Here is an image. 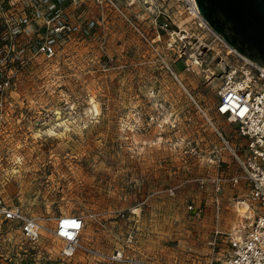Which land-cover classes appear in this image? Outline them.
Wrapping results in <instances>:
<instances>
[{
	"label": "rangeland",
	"instance_id": "1",
	"mask_svg": "<svg viewBox=\"0 0 264 264\" xmlns=\"http://www.w3.org/2000/svg\"><path fill=\"white\" fill-rule=\"evenodd\" d=\"M122 7L0 9V195L49 228L85 221L66 257L51 230L29 242L0 219V264H222L230 233L250 225L243 142L215 110V41L183 14L174 32Z\"/></svg>",
	"mask_w": 264,
	"mask_h": 264
},
{
	"label": "built area",
	"instance_id": "2",
	"mask_svg": "<svg viewBox=\"0 0 264 264\" xmlns=\"http://www.w3.org/2000/svg\"><path fill=\"white\" fill-rule=\"evenodd\" d=\"M6 0H0V9L4 8ZM74 3L86 0H70ZM114 6L120 12L128 7H144L153 14V21L160 29H181L177 22L178 15L189 17V23L197 31L215 41L217 45L221 71L220 83L217 89L215 110L235 124L241 145L242 154L234 149L239 160L243 175L249 184V191L241 204L252 220L245 230L230 233L229 249L222 264H264V67L258 65L231 46L217 33L201 16L196 0H94ZM178 14V15H177ZM159 17L164 20L159 21ZM137 28V25L129 20ZM193 30V34L195 33ZM180 39L185 35L181 34ZM158 40L160 34H157ZM41 49L50 55L53 46L44 42ZM8 84L0 80V91ZM233 183L238 177H232ZM0 219L13 221L19 232L29 242L36 241L43 230H51L63 240L62 254L72 256L80 245V233L85 221L78 215L61 214L56 218L53 228L46 227L36 217L24 212L18 205L10 204L0 195ZM113 260H124L121 252L111 255ZM142 263V261H140ZM147 264V263H146Z\"/></svg>",
	"mask_w": 264,
	"mask_h": 264
},
{
	"label": "water",
	"instance_id": "3",
	"mask_svg": "<svg viewBox=\"0 0 264 264\" xmlns=\"http://www.w3.org/2000/svg\"><path fill=\"white\" fill-rule=\"evenodd\" d=\"M203 19L231 46L264 67V0H196Z\"/></svg>",
	"mask_w": 264,
	"mask_h": 264
},
{
	"label": "bare ground",
	"instance_id": "4",
	"mask_svg": "<svg viewBox=\"0 0 264 264\" xmlns=\"http://www.w3.org/2000/svg\"><path fill=\"white\" fill-rule=\"evenodd\" d=\"M175 35V34H174ZM172 41V40H171ZM180 56V55H179ZM195 61H197V60H195Z\"/></svg>",
	"mask_w": 264,
	"mask_h": 264
}]
</instances>
